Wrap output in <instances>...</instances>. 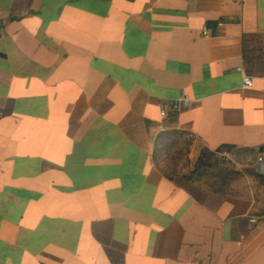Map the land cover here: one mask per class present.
<instances>
[{"label":"crops","instance_id":"0c3cea01","mask_svg":"<svg viewBox=\"0 0 264 264\" xmlns=\"http://www.w3.org/2000/svg\"><path fill=\"white\" fill-rule=\"evenodd\" d=\"M261 44L264 0H0V264H264Z\"/></svg>","mask_w":264,"mask_h":264},{"label":"built area","instance_id":"2783aa9c","mask_svg":"<svg viewBox=\"0 0 264 264\" xmlns=\"http://www.w3.org/2000/svg\"><path fill=\"white\" fill-rule=\"evenodd\" d=\"M237 3L242 4L244 0H235ZM204 35L207 36V34L204 32ZM244 85L246 87H252V79L248 76L244 77ZM184 106L185 108H188L190 106V102L187 98L181 97L179 100L176 101H168L165 100L160 105V117L161 119L165 120L168 116V112H177L180 110V108ZM261 171H263L264 175V155L262 160V166ZM252 224H255V221H251Z\"/></svg>","mask_w":264,"mask_h":264},{"label":"trees","instance_id":"16d2710c","mask_svg":"<svg viewBox=\"0 0 264 264\" xmlns=\"http://www.w3.org/2000/svg\"><path fill=\"white\" fill-rule=\"evenodd\" d=\"M258 43L260 44V42H258ZM255 48L258 49L259 46H256ZM257 52H259V51H257ZM259 53H261V52H259ZM259 53L258 54L255 53V54H251V55H248V56L247 55L244 56V57H246V59H245V67L250 72H258L259 71V66L258 65H260V61L262 60V58L260 57Z\"/></svg>","mask_w":264,"mask_h":264},{"label":"rangeland","instance_id":"374dc122","mask_svg":"<svg viewBox=\"0 0 264 264\" xmlns=\"http://www.w3.org/2000/svg\"><path fill=\"white\" fill-rule=\"evenodd\" d=\"M260 46H262V47L264 48L263 44H261ZM261 55H262L263 57H262V60L260 61V65H261L262 67H264V51L261 53ZM168 157H169L168 154H164V155L162 156V160L168 162V161H169ZM178 159H179V158H178V156H177V157H174V159H173L172 161H175V160H178ZM167 160H168V161H167ZM169 165L172 166V165L170 164V162L165 166L167 170L169 169Z\"/></svg>","mask_w":264,"mask_h":264},{"label":"water","instance_id":"95a60500","mask_svg":"<svg viewBox=\"0 0 264 264\" xmlns=\"http://www.w3.org/2000/svg\"><path fill=\"white\" fill-rule=\"evenodd\" d=\"M262 172V174H263V171H261Z\"/></svg>","mask_w":264,"mask_h":264}]
</instances>
